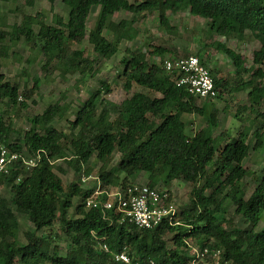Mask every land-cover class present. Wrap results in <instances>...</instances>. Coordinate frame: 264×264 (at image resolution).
<instances>
[{"label":"trees","instance_id":"obj_1","mask_svg":"<svg viewBox=\"0 0 264 264\" xmlns=\"http://www.w3.org/2000/svg\"><path fill=\"white\" fill-rule=\"evenodd\" d=\"M36 0H24L34 5ZM54 3L56 0H47ZM68 12L65 19L55 15L52 23L33 18L38 29L17 25L11 31V41L21 37L34 42L46 59L44 67L54 61L63 63L65 70L90 68L92 63L82 50L71 48L81 44L88 34L94 50L106 59L119 51V42L125 37H135L133 21L113 17L120 11L134 14L156 13L159 25L170 34L177 33L171 24V14L188 11L207 19L208 31L225 38L245 39L248 34L259 40L254 50L252 64L246 66L241 54L222 42L217 47L235 66L236 75L250 74L237 89L250 87L249 104L240 106L242 111L255 110L264 100V0H61ZM98 8L94 26L87 31L93 9ZM111 32L110 36L105 30ZM5 31H0L4 38ZM122 58V75L125 86L137 81L159 96L142 91L133 92L123 102L104 98L103 88H97L68 120L70 131L53 125L69 111V105L59 101L50 103L41 113L33 115L30 126L23 133L17 132L12 119L6 118V109L0 106V145L27 155H40L38 163L26 170L22 159L14 162L8 172L0 173V187L9 188L12 197L0 193V264H190L186 240L195 238L201 246L221 248L229 264H264V156L258 170H249L243 163L251 149L264 148V111L257 127L249 136L244 127L236 136L224 138L213 135L217 109L208 99H199L185 87L178 86L172 74L163 67L168 52L155 46L151 55H159V62L151 61L144 51L126 49ZM0 53L3 51L0 49ZM201 62L208 67L203 52H197ZM186 56V55H185ZM210 70L217 94L222 99L221 85L226 89V79ZM39 86L36 77L32 87L21 91L18 82L5 80L0 73V103L11 107H27L25 99L32 97ZM23 97V99H21ZM184 114L201 115L207 125L193 134L185 131ZM256 119V118H255ZM14 138L15 140H13ZM223 141V140H222ZM115 153L116 164L111 165ZM96 155L101 162L99 177L103 185L125 189L133 185L142 172L149 176L148 185L156 186V177H163L165 184L173 180L193 183L190 203L179 216V222L167 221L155 228H139L122 219V214L102 206L85 207V200L94 189H84L72 182L66 190L55 169L65 171L57 160L65 161L76 173L90 169L85 164ZM212 166V167H211ZM211 167V171L209 170ZM252 175L258 182L252 194L246 197L244 177ZM99 197V196H98ZM106 199V194L100 196ZM79 198L73 214L69 208L73 199ZM28 217L34 230L26 233L27 242L16 238L19 221L15 211ZM244 217L251 226L239 227L227 218L228 209ZM58 219L69 236L71 245L65 254L59 246L49 249L50 240L36 231L51 228ZM172 234V244L166 235ZM104 245L108 250L104 249ZM125 251L130 263L115 259L114 253Z\"/></svg>","mask_w":264,"mask_h":264},{"label":"rangeland","instance_id":"obj_2","mask_svg":"<svg viewBox=\"0 0 264 264\" xmlns=\"http://www.w3.org/2000/svg\"><path fill=\"white\" fill-rule=\"evenodd\" d=\"M98 8L92 10L87 23V31L94 26ZM61 15L65 19L68 12L61 0L50 3L47 0H36L34 5H27L24 0H0V31H5L4 38H0V73L5 80L18 82L21 85V91L25 86L32 87L34 79H39V86L31 98L25 99L27 107H11L5 102L0 103L2 109H6V118L12 119L17 132L23 133L30 126V119L33 115L43 112L50 104L59 101L61 104L69 105V111L62 119H57L53 125L65 132L70 131L68 120L74 119V112L90 96V94L104 84L108 85L110 91L102 89L104 98L113 102H123L135 91L149 93L151 96L160 94L151 91L137 81L132 82V87L125 86V78L122 75V58L127 54L126 49L135 51H144L151 61L159 62V55H151L150 52L155 46H163L168 52L165 58H176L190 54L203 52L204 60H207L208 68L218 73V79H226V89L221 85L219 90L222 91V99H211L217 109L215 115L216 127L213 129L214 136H220V146L224 144V138L227 136H236L244 127L249 128V136L257 127L261 116H257L258 111H264V100L261 106H255V110L246 109L242 111L240 119L235 115L240 106L249 104L248 92L250 87L237 89L238 84L243 80H248L250 74L242 73L236 75L235 66L229 57L221 51L216 45L222 42L228 47L241 54L246 66L252 64L253 52L260 46L259 40L248 34L245 39L225 38L217 33L208 31L207 19L194 16L188 11H181L171 14V24L177 26V33L170 34L162 29L159 25L156 13L134 14L132 12L120 11L116 13L113 19L118 22L122 19L133 21V28L136 31L135 37L123 38L118 46L119 51L110 59H106L98 54L93 45L88 40V34L81 44L73 43L71 48L82 50L83 56L88 57L92 63L90 68L82 70L68 71L65 70L63 63L54 61L48 67H44L46 59L41 51L38 50L34 42H27L21 37L16 43L11 41V31L14 26L24 25L32 26L36 31L37 23L33 18L44 23H52L55 15ZM105 34L111 35L106 29ZM264 68V64H263ZM104 83V84H103ZM264 85V80L262 81ZM23 99V97H21ZM186 122L185 131L193 134L197 130L207 125L206 119L201 115L184 114L182 116ZM256 118V119H255ZM15 140L14 138H12ZM264 148L262 150L251 149L250 155L244 159L243 163L249 170H258L260 163L263 162ZM119 159V153H115L111 165L116 164ZM57 165L62 166L65 171L55 169L61 177L64 187L67 190L72 182L79 183L84 189L98 188L114 192L112 185H103L99 177L101 162L93 155L84 167L90 169L89 176L84 171L76 173L73 168L63 160H57ZM212 167V166H211ZM210 167V171H211ZM29 171V170H28ZM149 176L142 172L133 183L148 184ZM246 197H249L254 191L258 179L252 175L244 177L242 180ZM160 190L167 192L171 198L179 205L181 211L190 203V192L193 183L186 180H173L170 184H165L163 177H156V186ZM0 193L11 198L12 194L8 187L1 186ZM73 205L69 208L71 214L75 211V206L80 202L79 198L73 199ZM11 209L15 211L19 228L16 230V238L22 242H27L26 233L34 230V225L28 217L17 212L14 206ZM231 218L234 225L239 227L251 226L244 221V217L235 212V207L231 206L226 214ZM264 226L260 222L259 227ZM37 235H45L50 240L49 249L54 251L55 246H59V251L65 254L71 245L69 236L63 231L58 219L49 229L36 231ZM172 234L166 235L169 245L172 244ZM188 242L198 244L195 238L189 237Z\"/></svg>","mask_w":264,"mask_h":264},{"label":"built area","instance_id":"obj_3","mask_svg":"<svg viewBox=\"0 0 264 264\" xmlns=\"http://www.w3.org/2000/svg\"><path fill=\"white\" fill-rule=\"evenodd\" d=\"M163 67L172 74L178 86L185 87L187 91L199 99H213L217 89L208 67L194 54L165 58ZM22 159V165L26 170H31L40 155H27L21 151L12 150L8 146L0 145V173L8 172L14 162ZM106 194V199L101 195ZM99 196V197H98ZM102 206L104 210L113 209L122 214V219L135 224L139 228L151 229L167 221L170 224L178 223L181 209L171 196L157 187L148 184L127 186L125 189H117L114 192L100 189L85 200V207ZM190 264H229L224 259L223 250L210 246L193 244L186 240ZM108 250L106 245L103 246ZM115 259L130 263L131 257L125 251L115 252ZM138 264V262H136Z\"/></svg>","mask_w":264,"mask_h":264}]
</instances>
